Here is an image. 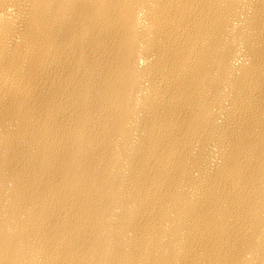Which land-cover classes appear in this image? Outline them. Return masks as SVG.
Here are the masks:
<instances>
[{
	"label": "bare ground",
	"instance_id": "6f19581e",
	"mask_svg": "<svg viewBox=\"0 0 264 264\" xmlns=\"http://www.w3.org/2000/svg\"><path fill=\"white\" fill-rule=\"evenodd\" d=\"M0 264H264V0H0Z\"/></svg>",
	"mask_w": 264,
	"mask_h": 264
}]
</instances>
